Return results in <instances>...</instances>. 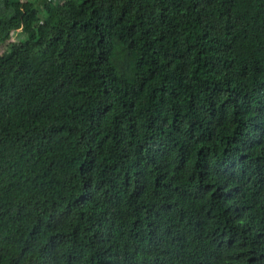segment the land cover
<instances>
[{
    "label": "trees",
    "instance_id": "16d2710c",
    "mask_svg": "<svg viewBox=\"0 0 264 264\" xmlns=\"http://www.w3.org/2000/svg\"><path fill=\"white\" fill-rule=\"evenodd\" d=\"M0 0V264H264V0Z\"/></svg>",
    "mask_w": 264,
    "mask_h": 264
},
{
    "label": "rangeland",
    "instance_id": "374dc122",
    "mask_svg": "<svg viewBox=\"0 0 264 264\" xmlns=\"http://www.w3.org/2000/svg\"><path fill=\"white\" fill-rule=\"evenodd\" d=\"M51 1L55 5L62 2V0H51ZM45 2H47V0H43L39 3V7L41 9L43 8ZM25 39H26V35L23 32L15 31L11 33L3 43H0V53H4L5 51H7V49L12 44L17 42H23Z\"/></svg>",
    "mask_w": 264,
    "mask_h": 264
}]
</instances>
